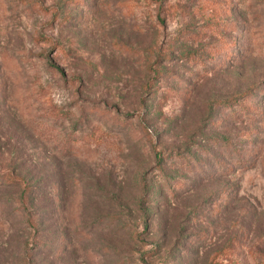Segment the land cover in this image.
Returning <instances> with one entry per match:
<instances>
[{
  "label": "rangeland",
  "instance_id": "rangeland-1",
  "mask_svg": "<svg viewBox=\"0 0 264 264\" xmlns=\"http://www.w3.org/2000/svg\"><path fill=\"white\" fill-rule=\"evenodd\" d=\"M0 264H264V0H0Z\"/></svg>",
  "mask_w": 264,
  "mask_h": 264
},
{
  "label": "trees",
  "instance_id": "trees-1",
  "mask_svg": "<svg viewBox=\"0 0 264 264\" xmlns=\"http://www.w3.org/2000/svg\"><path fill=\"white\" fill-rule=\"evenodd\" d=\"M249 94H250V91H249V93H244L243 95H241L240 97H237V98H241V99H245L246 97H248L249 96ZM235 98H234V100L232 101L231 100V102H235ZM5 179L2 181V184H8L9 186H17L16 185V180L13 178V177H9V176H3ZM3 182H5V183H3Z\"/></svg>",
  "mask_w": 264,
  "mask_h": 264
}]
</instances>
